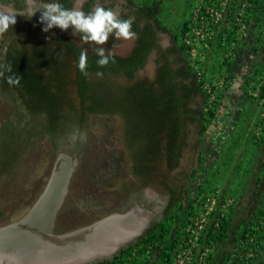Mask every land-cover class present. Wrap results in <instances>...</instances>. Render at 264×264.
Here are the masks:
<instances>
[{
	"label": "rangeland",
	"instance_id": "obj_1",
	"mask_svg": "<svg viewBox=\"0 0 264 264\" xmlns=\"http://www.w3.org/2000/svg\"><path fill=\"white\" fill-rule=\"evenodd\" d=\"M122 1H116L114 9L117 12ZM133 1L137 5L148 6L153 0ZM214 1V8L219 9V2L222 0ZM231 1L235 3L236 0ZM246 1L249 6L246 7V12L243 15L248 26L245 34L237 42L238 44H234L237 46L236 54L228 58L232 46L226 44L218 46L216 43L218 38L227 32H230L232 39H235L238 36L235 30L237 25L231 26L232 29H227L221 23L210 46L209 44L201 45L197 41L194 45V58L198 62L204 61L206 64L205 79L211 83H223L220 104L223 103L224 106H222V110L218 108L215 117H219L222 112L227 113L229 109L231 114L234 113L235 118H232L233 120L227 128H223L221 131L218 130L219 128L211 131V123L216 120L214 117L207 127L212 134L209 135V131L206 129L200 138L199 148L189 151L190 155L194 154V160L191 162L184 158L179 167V170L182 171L181 175L185 174L183 177L185 194L182 195L181 201L185 205V197H187L188 202L192 205V216L189 217L188 224L180 230L181 235L171 261L181 256H187V264H199V257H205L206 264H241L239 258L231 257L237 248L235 246L238 243L242 244L240 236L237 235L238 231L240 228H244L243 221L252 220L253 213L258 209H264V173L259 176L260 171L254 173L252 169L249 170L251 168L249 166V175L246 177L244 173L246 179L240 176L239 180H235L230 176L229 181V174H227L228 170H235L234 156L238 146L241 148V152L244 150L243 156L247 154L251 159L264 161V144L257 147L252 143L253 134L257 132V122L264 114V108L260 102L251 103L244 97V82L248 81V77L264 68V8L260 9V4H263L264 0H256L258 1L257 5H252L253 0ZM205 2L206 0H160V21L168 26L173 33L179 35L182 22L192 19L195 10L201 5L205 7ZM40 5L41 3L28 0V8H38ZM235 6H231V11L228 12L231 24L235 23L234 18L237 17L239 11ZM6 8L8 7L0 5V11ZM40 15L41 13L37 12L32 17L36 25L29 32L35 35L38 41L48 44L57 52L59 46L47 38L46 34H60L72 39L79 48H88V52L93 53L89 45L82 44L80 37L72 34L71 28L61 30L54 27L48 32L42 31L43 25L39 22ZM22 17L17 15L16 24L0 34V60H2L10 40L16 39L18 45L24 40L23 36L27 32L22 26ZM119 41L124 42L125 45ZM126 42L110 37L103 47L112 48L114 52L122 53L123 47H127ZM178 42H184L183 37L178 38ZM189 56L187 52V60ZM226 58L231 63L230 67L223 64ZM59 63L61 65L67 63L65 67H61L62 75L60 77L71 79L74 75L72 58H66L63 55L57 56L53 64L55 66ZM245 69L247 70L245 71ZM90 78H95V76L91 74ZM116 80L121 81V78L117 77ZM62 94L69 99L68 105L64 106L66 113H69L65 117V133L59 137L58 151L55 153L51 151L49 140L41 136L37 122L31 118L27 111L20 107L17 101L9 102L0 96V141L3 138L1 137L2 132L6 128L14 129L19 135L25 132L26 128L29 134L24 149L13 168L0 176V209L4 213L0 218V227L17 222L28 215L30 211L34 212V209L37 208L36 203L41 196L39 201L41 207L46 209L50 206L54 209L57 203L49 204V199H51L48 195L49 189L56 187V183L59 182L57 177L70 170L67 184H65L66 190L59 205L55 207V214L52 215L54 217L51 228L53 234L67 233L113 215H132L138 227L132 228L131 231L135 235L136 233L137 235L141 234L150 220L160 218L169 195L167 185L176 186L175 183L179 182L177 179L180 177L177 176L180 175V172H165L166 167L163 159L157 154L149 155L150 160L147 163L139 164L147 165L150 168L148 169L151 171V183L133 176L131 170L134 161H131L125 150L128 144V141L124 140L125 124L118 120L116 114L107 113L86 116L84 120L80 121L76 108L79 100L74 86L66 84L63 86ZM29 129L30 132H28ZM77 129L87 133L86 141H81L78 136L75 141L72 139ZM218 132L223 136L220 138L217 135L219 138H214V134ZM199 154L203 157L202 162L198 161ZM245 165L247 164L244 162L242 170ZM47 189L48 194H43ZM205 197L210 198L206 207L204 206ZM205 208L212 209L216 215L212 214L206 217V221L202 222L203 227L198 228L195 221L200 223L199 219ZM48 210L50 209L48 208ZM217 215L230 220L228 238L222 246L206 244L202 238L208 231L209 225H212V219L217 218ZM124 220L128 221L126 218ZM259 223L264 225L263 220ZM191 230L193 231L191 232ZM47 231L46 226H43L42 234ZM133 237L135 238V236ZM133 237L129 241L133 240ZM211 253L210 261L208 254ZM260 255H262L260 260L263 261L264 238ZM140 262L141 264H160L159 250H148L144 256L140 257ZM258 263V260L252 262V264Z\"/></svg>",
	"mask_w": 264,
	"mask_h": 264
},
{
	"label": "trees",
	"instance_id": "obj_2",
	"mask_svg": "<svg viewBox=\"0 0 264 264\" xmlns=\"http://www.w3.org/2000/svg\"><path fill=\"white\" fill-rule=\"evenodd\" d=\"M36 3H47L50 0H32ZM75 0H60L65 7H73ZM117 0H87L84 4V10H90L97 2L103 3L106 7L115 6ZM122 4V10L120 15L122 17H134L133 29L137 32L138 38L135 39V45L129 54L122 56L115 54V63H110L107 67L99 68L96 64L98 57L94 53H89L88 59V73L94 74L97 71L104 73L103 77L89 78L90 75L85 76L77 71L75 65L78 60L80 50L76 43L67 36L60 34H46L47 38L54 41L59 47L57 52L53 50L51 46L38 41L35 35L29 33L36 25L33 18L26 19L22 17V26L25 27L26 34L19 45L16 43V39H12L4 51L3 58L0 60V65L8 66L11 65V72H4V76L0 77V96L7 99L9 102H18L20 107L35 120L39 126V132L42 137H46L51 144V151L55 153L58 151V139L63 133H65L64 126L66 124L65 117L68 116L64 106L68 105L69 99L65 98L62 94L63 86L71 84L75 88V93L78 97L79 104L76 107L80 121L84 120L86 116L96 114H118L124 117L127 121V128L125 135L127 141L136 140L142 143L144 138L151 137L147 135V119L153 120V115L156 113L158 117L164 122L167 120L165 114L167 109L165 106L172 109L175 101L182 102L179 107L188 110L187 103L192 99V93L194 95L201 91L204 96V103L200 114V125L199 130L200 136H202L208 124L215 117L216 111L220 106L221 91L223 83L216 89L215 100L207 104V93L202 90L201 85L205 79L204 68L206 64L202 63L198 66L201 73L198 77V70L191 67L187 60L186 44L184 42L179 43L178 38L183 37L185 31L190 27L192 28L193 22L191 19L182 22L179 35L173 33L168 26L161 23L159 18V12L161 11L160 0H153L150 5H137L133 0H124ZM258 1L253 0L252 5H257ZM1 5L9 6L15 9L17 12H23L28 8L27 0H0ZM215 1L206 0L205 7L201 5L200 11L203 13V25L201 29L202 38L199 37L196 41L201 45H211L213 38L216 36L217 29H213L212 34L208 35V15L207 9L213 8ZM254 7V6H253ZM264 8V3L260 4V9ZM212 25V24H211ZM210 27V26H209ZM155 29V30H154ZM161 29L167 30L172 33V39L175 44H178L179 50L182 51L183 56L180 60L179 66L169 64L166 59L163 65L159 69V76L157 82L163 85L162 91L159 93L153 90V86L150 84L148 87L140 85L137 89L138 93L130 92L128 90L129 83L134 77L135 71L142 67L146 61L147 55L151 49L154 48L155 31ZM226 37L218 38V46L226 44L232 46L231 52L228 55L233 56L237 53L238 44L236 40L231 36V33H225ZM224 40V41H222ZM65 56L66 58H72L74 62V75L71 79H64L61 74V67H65L67 63H59L54 66V61L57 56ZM163 58H157V62ZM167 61V62H166ZM225 65L230 67L231 63L224 60ZM174 73V75H173ZM9 75L20 76L19 86H10L6 82V77ZM192 76V79L190 77ZM121 78V81H117L116 78ZM178 78V79H177ZM248 81L244 82L245 85V98L249 102H260L264 108V68H261L257 73L248 77ZM211 83L210 81H208ZM213 83V82H212ZM221 83V82H219ZM217 84V83H214ZM257 91V94L254 93ZM142 92L146 93V96H140ZM151 95V96H150ZM137 106V107H136ZM137 108V109H134ZM149 111V114L143 111L142 108ZM71 109V108H70ZM147 116V117H146ZM257 132L253 134L252 143L261 147L264 144V114L257 122ZM22 134L16 133L12 128H6L3 132L0 141V176L6 171H10L18 157L24 149L27 135L26 128ZM30 132V129L28 130ZM147 132V133H146ZM146 133V135H145ZM174 136L166 148V152L163 154L166 158L168 170H173L179 163V156L182 155V148L185 144V136L182 134V143L178 137L179 129H174ZM131 142V141H130ZM131 145V144H130ZM137 155H134L136 162L143 163L141 155L145 154L146 151L143 144L137 148ZM147 150V149H146ZM148 152V150H147ZM150 153V152H149ZM148 153V154H149ZM151 154V153H150ZM153 156L156 153L151 154ZM198 161L202 162L203 157L199 154ZM150 160V159H149ZM145 163V162H144ZM264 169V161L261 165ZM144 167L140 166L135 170L136 173L143 174L142 170ZM147 168H149L147 166ZM150 169V168H149ZM169 198L167 204L162 209L160 218L150 220L144 230L129 241L125 245L119 247L110 256L95 260L88 264H123L125 262H131V264H141L140 257L147 253V250H159V263L169 264L172 257L173 251L177 246V241L180 238L181 232L186 224L189 222V217L192 216V205L188 202L185 197L186 204L182 203V195L178 193L175 187L168 186ZM4 213L0 209V218ZM211 214H215L212 212ZM216 215V214H215ZM264 209H258L257 212L253 213V219L250 221H243L244 228H240L238 234L240 241L246 243V245L238 243L235 247L239 251H247L250 246L249 238L253 235L256 236L257 249L254 250L253 255L248 257L247 264H252L253 261L259 260L260 248L262 247L264 238V225H260L259 222L263 220ZM218 225H209V229L204 235L203 240L209 245H224L228 238L230 220L225 219L217 215ZM173 231V232H172ZM187 235V233H185ZM188 239V238H186ZM249 241V242H248ZM236 243L238 241H235ZM151 247V249H150ZM209 259L211 261V254ZM242 264V263H241Z\"/></svg>",
	"mask_w": 264,
	"mask_h": 264
},
{
	"label": "crops",
	"instance_id": "obj_3",
	"mask_svg": "<svg viewBox=\"0 0 264 264\" xmlns=\"http://www.w3.org/2000/svg\"><path fill=\"white\" fill-rule=\"evenodd\" d=\"M222 104H220L221 105L219 107L220 110H222V106H224V104L223 105ZM233 117L235 118V115L234 113L231 114L229 109L227 113L222 112L219 115V117H215L216 120H214V123H211L212 124L210 126L211 131L217 130L218 128H219L218 130L221 131L223 128H227L229 124L231 123V121L233 120L232 119ZM207 131H209L208 132L209 135L212 134L210 130L207 129ZM217 135L220 138L223 136L222 133L218 132L217 134H214L215 136L214 138H219ZM235 152H236V155L234 156L235 170L227 171V174H229V177H228L229 181L231 179L230 176L232 177V179H235V180L237 179L239 180L240 176L241 178L246 179L247 175H249L248 173L249 166L251 167L249 168V170L252 169V172L254 173H256L259 170L260 171L259 176H261L264 173V170L263 171L261 170L262 169L261 165L263 161L261 162L259 159L254 160L253 158L251 159L249 155L247 154L243 156L244 150H242L241 152V148L239 146ZM243 157H244V160H243ZM244 162L245 164H247L244 166L245 171L242 170ZM69 173H70V170L67 171L65 181H61L60 184L57 182L59 185H57L55 188L49 191V194H48V189L47 191L45 190L46 192L45 191L43 192V194L46 193L51 198L49 199L50 205H54L57 203L54 206V209L50 207L49 208L51 210L50 211L48 210V208L47 209L42 208L39 202L40 199L42 198L41 196L38 203H36L37 208L35 209L33 208L35 210L34 212L30 211V213L32 212L31 214L29 213L28 215L21 218L17 222H13V223L0 227V260L3 261V264H10L11 262L9 261L12 256L16 258V260L14 261L19 262L22 260L18 264H36L35 261L38 258H40L38 257V255L39 256L43 255L41 251L42 248H45V247H42L44 246L42 245L43 242L46 243L45 244L47 246L46 250L48 249H51V250H49V253L47 252L46 255H43L41 257L42 262H38V264H77L76 260H79V259H82L79 263H82L83 261L85 262L86 260L87 261L98 260V259H102V258L110 256L119 247L128 243V241L133 236L136 237L137 233L135 235V233H133L131 230L132 228H135L136 226L138 227V225L135 223L136 220H134L135 218H133L132 215L129 217L128 221L124 220L127 215L126 216L113 215L114 217L108 216L110 218L109 221L107 220L101 221L100 222L101 224H93V223L89 224V226L87 227L89 231L86 232V236H85V238L88 239L87 241H85V239L84 240L81 239L82 236L79 235L81 232L78 231L77 235L68 236L75 245H71L70 247H68L69 245L66 242V244L65 243L58 244L52 247V245H54L52 243H54V240L57 236H59V238L64 237L63 236L64 234L55 235L51 231V228L53 226V218H54L52 217V215L55 214V207L59 205V201H61L63 194L66 190L65 184H67V180H68L67 177ZM244 173L246 177L244 176ZM41 210L43 211L40 212ZM112 218H115L113 219L114 221L111 220ZM46 221L48 222L45 223ZM43 226L44 227L46 226L48 230L47 233L45 234H42L43 232H41L43 229ZM82 228H85V227H81V229ZM96 230H98V235H93L90 237L89 234H91L92 231L95 232ZM67 234H69V232H67ZM93 238H94V242L92 243L91 239ZM39 247H42L40 251L38 250ZM21 248L26 249L24 254ZM79 249H82V250L79 251ZM13 250H14V254H13ZM75 255H78V256H75ZM261 256L262 255H260L259 257L258 264H264V260L263 261L260 260Z\"/></svg>",
	"mask_w": 264,
	"mask_h": 264
},
{
	"label": "flooded vegetation",
	"instance_id": "obj_4",
	"mask_svg": "<svg viewBox=\"0 0 264 264\" xmlns=\"http://www.w3.org/2000/svg\"><path fill=\"white\" fill-rule=\"evenodd\" d=\"M27 3H28V0H27ZM124 3L125 1L123 0L119 4L120 5V8L118 10L119 14L122 10V4ZM1 6L9 7L5 5H1ZM154 36H155L154 48L151 49L150 52L148 53L146 61L144 62L143 66L138 68L135 71L134 77L129 83L128 90L132 93L134 92L135 94H137L138 91L136 88H138L140 85H143L144 82L146 83L145 86L148 87L151 84L153 86V90L159 93V91H162L163 85L157 82L158 81L157 78L159 76V69L163 65V62L167 59L169 61L168 63L174 65V67L179 66L181 63H184L183 60H180L179 62L177 61L178 59H181L184 56H183L182 51L179 50L178 44L174 43L171 32L161 29L160 31H155ZM10 42L12 41L10 40L9 43ZM119 43H123L125 45L124 42L119 41ZM126 44H127L126 45L127 47H123L122 53H117V52H114V53L118 55H122V56L129 54V52L133 49L135 45V40L127 41ZM118 47H120V45H118ZM160 57H162L163 59L160 61V63H158L156 59ZM186 64L188 65V63H184V65ZM190 79H192V76L190 77ZM192 95H193L192 99H190L187 103L188 110L183 109V107H179L180 104L183 103V101L185 100L183 98L182 100H180L182 102L175 101V103H173L172 109L170 108V110L168 106H165L166 107L165 109H167V113L165 114V116L167 117V120L165 122L161 120V118L158 117L156 113H154L152 117L153 120H151L150 118L147 119V128H148L147 132L148 133L147 132L146 133L152 138L151 141H149L150 139L149 137L144 138L142 143L137 142L136 140L132 139V140H129L127 147H125V150L128 153L129 158L131 159V161H134V164L132 166L133 169L131 170L133 176L137 178H141L148 182L150 181L151 183V180H150L151 171L147 168V165H144V164L139 165L140 161L136 162L135 158L132 157L134 152H135V155H137V151H138L137 148L143 144V147L146 151V155L145 154L141 155L140 157L142 158L141 162L147 163L149 160L148 156L156 153V154H159L160 157L163 159L164 166L166 167L165 172H168V173H171L173 171L180 172L179 173L180 175L177 176V177H180L179 179H177L179 182H177L178 184L175 183L176 186L174 187L178 191V193H181V195L185 194L184 187H183L184 185L183 182H185L183 180V177L185 176V174L181 175L182 171L179 170L180 169L179 167L181 166V163L184 158H186V160L191 161V162L194 160L193 158L194 154L190 155L189 151L190 150L193 151L194 149L199 148L200 138H201L199 134V130L201 128V125H200L201 118H200L199 112L202 110V105L204 103V96L201 93V91H198L195 95L194 93H192ZM140 96L145 97L146 93L142 92ZM134 109H137V108L134 107ZM142 109L144 112H146L144 115H142V117L145 116L146 114H149V111L147 109H145L144 107ZM116 116L118 120H120L122 123L125 124V129L127 130V128H129L130 125H127L126 119L124 117L119 116L118 114H116ZM174 129H179V134H181V136L178 138L180 139L181 143L184 141L185 144L183 145V148H182V152H181L182 155L179 156L178 165L173 170H168L166 158H165V155L163 154L166 152L167 146L169 145V143H171L173 139V136L175 134ZM182 134L185 136V140L183 141H182ZM124 140H127L125 133H124ZM146 149L148 150V152ZM140 166L144 167L142 170L143 174H139L135 172V170L138 169ZM169 195L167 196V201H168Z\"/></svg>",
	"mask_w": 264,
	"mask_h": 264
},
{
	"label": "clouds",
	"instance_id": "obj_5",
	"mask_svg": "<svg viewBox=\"0 0 264 264\" xmlns=\"http://www.w3.org/2000/svg\"><path fill=\"white\" fill-rule=\"evenodd\" d=\"M87 0H75L73 7H65L60 0H50V2L42 3L38 8L29 7L23 12H17L15 9L8 7L0 11V34L8 31L11 26L15 25L17 15L31 19L35 13L40 12V24L43 25L42 31L48 32L54 27L61 30L72 29V34L80 37L82 44L89 45L93 53L98 59L96 64L99 68L107 67L110 63H115V53L112 48H105L109 38L114 40L132 41L138 38V34L133 29L134 17H122L113 7H106L103 3L97 2L90 10H84V4ZM88 48H81L76 69L85 76L88 73ZM247 69H245L246 71ZM11 72V65H0V77L4 76V72ZM102 71H97V78L103 77ZM21 77L9 75L6 82L10 86H19ZM77 136L81 141L87 140V133L76 130L72 139L75 141ZM0 264L3 261L0 260Z\"/></svg>",
	"mask_w": 264,
	"mask_h": 264
},
{
	"label": "built area",
	"instance_id": "obj_6",
	"mask_svg": "<svg viewBox=\"0 0 264 264\" xmlns=\"http://www.w3.org/2000/svg\"><path fill=\"white\" fill-rule=\"evenodd\" d=\"M234 2V1H233ZM231 0H222L219 2L220 8L219 9H215L210 8L207 9V12H209L208 15V22H206L208 24V35L210 37V35L213 32V29H218L222 23L223 26H225L227 29H230L231 26L237 25V29H235L238 33V36L235 37L236 41L238 42L239 39L241 38V36H243L245 34V32L247 31V22H246V18L243 15L244 12H246V7L249 6V4L247 3L246 0H236L235 3H233ZM236 5V6H235ZM231 6H235L237 8L238 11V15L237 17L234 18L235 23L231 24V20L230 17L228 16V12H230V7ZM203 19V13L202 11H200V8H197L194 12V16L192 17L191 21L193 22V24H191L193 27L190 29L188 28L183 36V41L186 44V51L189 53V59H188V64L197 69L198 72V77H200V69L198 68V66H201L203 62H198L195 58H194V45L196 44V40L201 37L202 38V33H201V29L204 27L203 25V21L201 20ZM212 24V25H211ZM210 26V27H209ZM232 29V28H231ZM222 37H226V34L223 33ZM191 60V61H190ZM203 60V58H202ZM222 85V83H209L207 80H204L202 82L201 88L203 91H205L207 93V104L212 103L215 100V96H216V89L218 87H220ZM255 94H257V91H254ZM210 198L209 197H205L206 202L204 203V206H207V202ZM213 212L212 209H207L205 208L202 213H201V218L199 219L200 223H197V221H195V223L197 224L196 226L198 228H202L203 224L202 222L206 221V217H209L210 215H212L211 213ZM220 216V215H219ZM222 217V216H220ZM212 224L214 226L218 225V218H213L212 219ZM193 223V221H192ZM211 225V224H210ZM189 230V229H187ZM193 230H191L192 232ZM191 235V234H189ZM191 239V238H189ZM250 241V246L247 248V251H239L237 248L234 250V252L232 253L231 257L239 258L241 260L242 264H247V259L248 257H251L253 255L254 250L257 249V244H256V236L253 235L249 238ZM248 241V242H249ZM244 245H246V243H242ZM207 250V249H206ZM148 251V250H147ZM179 257V256H178ZM177 262H176V261ZM206 258L205 257H199V264H206L205 262ZM188 263V257L187 256H181L178 259H174V261H171L169 264H187ZM124 264H130V262H125Z\"/></svg>",
	"mask_w": 264,
	"mask_h": 264
},
{
	"label": "water",
	"instance_id": "obj_7",
	"mask_svg": "<svg viewBox=\"0 0 264 264\" xmlns=\"http://www.w3.org/2000/svg\"><path fill=\"white\" fill-rule=\"evenodd\" d=\"M64 176V178L62 179V181H65V177H66V175H67V172L65 173V174H63ZM54 182V181H53ZM53 182H51V184L53 185ZM51 184H50V186H51ZM63 184H64V182H63ZM57 185H59L58 183H56V186ZM48 188H49V186H48ZM52 189H49V191H51ZM114 217V216H113ZM129 217L130 216H126L125 218H127V219H129ZM116 218H118V217H116ZM113 219H115V218H112L111 220H113ZM109 221L110 220V218L108 217H104V218H102V219H100V220H97V221H95V222H93V224H101L100 222L101 221ZM118 220V219H117ZM114 221V220H113ZM119 221V220H118ZM89 225H87V226H84L85 228H78V229H75V230H73V231H69V234H65V233H62V234H64L63 236V238H59V236H57L56 238H55V240H54V243H52V244H54V245H52V247H54L55 245H58V244H66V242L68 243V247H70L71 245H75L74 243H73V241L68 237V236H75V235H77V232L78 231H80L81 233L79 234V235H81L82 237H81V239L82 240H84L85 239V241H87L88 239L87 238H85V236H86V232L87 231H89V229L87 228ZM82 231H84V232H82ZM93 235H98V230H96L95 232L94 231H92V233L91 234H89V236L91 237V236H93ZM60 237H62V236H60ZM87 237H88V235H87ZM58 239V240H57ZM91 242L93 243L94 242V238L93 239H91ZM46 243H44L43 242V244L42 245H44V246H42V247H45V248H42V247H39L38 248V250L40 251L41 250V248H42V253H46V252H48L49 253V250H51V249H48V250H46V245H45ZM40 246V245H39ZM93 247V246H92ZM91 247V248H92ZM85 249H87V248H85ZM80 250H82V249H79V251ZM89 250V249H88ZM22 252H23V254H24V252H25V249L23 248V250H22ZM77 259V258H76ZM82 259H79V260H76L77 261V264H88V263H91V262H93V261H95V260H89V261H83L82 263H79L80 261H81ZM75 261V262H76Z\"/></svg>",
	"mask_w": 264,
	"mask_h": 264
},
{
	"label": "bare ground",
	"instance_id": "obj_8",
	"mask_svg": "<svg viewBox=\"0 0 264 264\" xmlns=\"http://www.w3.org/2000/svg\"><path fill=\"white\" fill-rule=\"evenodd\" d=\"M64 174H65V173H64ZM63 176H64V175H63ZM63 176H62V178H61V175H60V177H58V179H59V180H58V181H59L58 183H59V184L61 183L62 179L64 178ZM42 206H43V205H42ZM48 208H50V206H49ZM46 209H47V208H46ZM42 211H43V210H41L40 212H42ZM35 214H36V213H35ZM27 241H28V240H27ZM76 245H77V243H76ZM79 245H80V244H79ZM63 248H64V247H63ZM21 249H22V248H21ZM76 249H77V248H76ZM22 250H23V249H22ZM25 250H26V249H25ZM73 250H75V249H73ZM67 253H68V252H67ZM13 254H14V250H13ZM46 254H47V252H46V253H43V255H46ZM11 255H12V254H11ZM15 255H16V253H15ZM43 255H41V256L38 255V257H40V258H38V259L35 261L36 264H38V262H42V258H41V257H42ZM59 255H60V254H59ZM48 256H49V255H48ZM75 256H78V255H75ZM25 259H26V258H25ZM14 260H16V258H14V257L12 256V257L10 258V261H9V262H11L10 264H18L19 262L22 261V260H21V261L18 262V261H14ZM23 261H24V260H23ZM29 263H30V262H29ZM43 263H44V261H43Z\"/></svg>",
	"mask_w": 264,
	"mask_h": 264
}]
</instances>
